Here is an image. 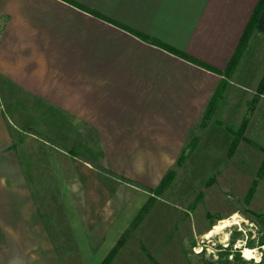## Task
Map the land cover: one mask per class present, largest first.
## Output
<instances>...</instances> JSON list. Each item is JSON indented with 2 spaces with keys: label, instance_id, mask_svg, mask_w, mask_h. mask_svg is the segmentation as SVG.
Wrapping results in <instances>:
<instances>
[{
  "label": "crops",
  "instance_id": "0c3cea01",
  "mask_svg": "<svg viewBox=\"0 0 264 264\" xmlns=\"http://www.w3.org/2000/svg\"><path fill=\"white\" fill-rule=\"evenodd\" d=\"M258 2L0 0V264L56 260L37 202L53 230H127L143 193L106 173L152 187L179 157ZM246 64L241 96L262 78ZM77 126L103 173L61 148Z\"/></svg>",
  "mask_w": 264,
  "mask_h": 264
},
{
  "label": "rangeland",
  "instance_id": "374dc122",
  "mask_svg": "<svg viewBox=\"0 0 264 264\" xmlns=\"http://www.w3.org/2000/svg\"><path fill=\"white\" fill-rule=\"evenodd\" d=\"M4 18L0 16V24ZM244 57L241 62L246 60L245 67L252 68L250 72L254 73L250 78L257 81L261 74V82L264 77L262 33L254 32ZM236 72L229 79L223 76L219 85L226 81L228 86L216 112L211 120H204L208 103L219 85L204 113L191 127L183 152L159 172L155 186L146 187L123 174L105 172L143 193L142 208L127 230H107L102 241L101 230H53L50 216L57 211L52 204L47 205L52 210L46 211L44 205L37 202L56 255L53 264H100L120 242L124 245L110 264H264V175L259 177L264 163V91L259 97L258 85L241 96L240 92L245 91L238 89V81L234 79ZM241 82L254 85L248 80ZM254 98H258V103L251 112L249 103ZM246 117L247 128L235 153L229 156L234 141L232 133L241 127ZM79 126L78 137L67 140L68 145L61 148L76 152L77 158L103 173L93 133ZM169 173L172 180L166 187L159 188ZM157 189L161 191L155 193ZM35 197L41 200L37 193ZM133 210L136 213L131 202L125 213ZM235 215L239 216L238 225L205 238L221 221ZM247 248L254 251L257 260L245 259ZM32 253L35 260L27 264H51L45 262L43 255L33 251L30 255ZM6 262L23 264L16 253Z\"/></svg>",
  "mask_w": 264,
  "mask_h": 264
},
{
  "label": "trees",
  "instance_id": "16d2710c",
  "mask_svg": "<svg viewBox=\"0 0 264 264\" xmlns=\"http://www.w3.org/2000/svg\"><path fill=\"white\" fill-rule=\"evenodd\" d=\"M263 10H264V0H259V2L257 3V5L253 11V14H252L250 20H249V22L245 28L244 34L240 40V43L237 47L235 54L233 55L231 60L226 65V69H225V72L223 75L224 77L229 79L237 71L240 62H241L242 58L244 57L246 50L248 49L250 40H251L254 32H259V33H262L264 35V28H262L259 25L260 17H261ZM187 60H189L191 63H194L200 67H204V65H201V63H199L195 60H192V59H187ZM227 86H228V83L226 81L222 82L219 85L218 89L216 90L214 96L211 98V101L208 103V106H207L206 111H205V116H204V120L206 122L211 120L213 114L216 112V110L218 108V104L221 102ZM258 89H259V91H258L257 95H259V97H260L264 91V77H263L262 81L260 82ZM257 103H258V98H254L253 101L249 103V107L252 108L251 112L253 111V108L256 107ZM247 125H248V118L246 117L244 122L242 123L241 127L238 130L233 131L232 134L234 136V141H233L232 147L230 148L229 156H232L235 153L236 147L239 144V142L241 141L242 135H243L244 131L246 130ZM263 175H264V163H263V166L261 167V170L259 171V177H263ZM171 180H172L171 173H169L164 177V179L161 182V186L159 188L166 187V185ZM160 191H161V189H157L154 192L158 193ZM145 211H146V209H144L142 211V213H145ZM123 243L124 242H120L118 244V246L111 252V254L107 258V260H105L102 264H110L111 258L117 255V253L123 247V245H124Z\"/></svg>",
  "mask_w": 264,
  "mask_h": 264
},
{
  "label": "bare ground",
  "instance_id": "6f19581e",
  "mask_svg": "<svg viewBox=\"0 0 264 264\" xmlns=\"http://www.w3.org/2000/svg\"><path fill=\"white\" fill-rule=\"evenodd\" d=\"M238 224H239V216L235 215L228 220L221 221L217 226H215L213 228V230H211L209 233H207L205 238L210 239L214 235H218V234L222 233L223 231H225L226 229L231 228L232 226L238 225ZM244 257L248 261L253 260V259L257 260V258H255V255H254V251H252L248 248L244 250Z\"/></svg>",
  "mask_w": 264,
  "mask_h": 264
}]
</instances>
